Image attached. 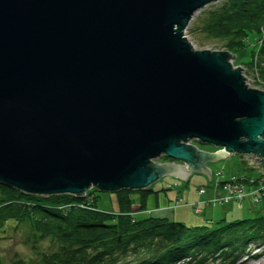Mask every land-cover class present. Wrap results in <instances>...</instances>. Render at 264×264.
Here are the masks:
<instances>
[{
	"label": "water",
	"instance_id": "95a60500",
	"mask_svg": "<svg viewBox=\"0 0 264 264\" xmlns=\"http://www.w3.org/2000/svg\"><path fill=\"white\" fill-rule=\"evenodd\" d=\"M219 1L0 0V182L45 196L151 189L166 174L211 181L206 163L232 153L262 157L264 174V91L235 55L184 37Z\"/></svg>",
	"mask_w": 264,
	"mask_h": 264
},
{
	"label": "trees",
	"instance_id": "16d2710c",
	"mask_svg": "<svg viewBox=\"0 0 264 264\" xmlns=\"http://www.w3.org/2000/svg\"><path fill=\"white\" fill-rule=\"evenodd\" d=\"M199 29L225 40L230 50H244L246 37L264 31V0H226L206 14ZM260 55L264 62V44ZM261 73L264 79V65ZM98 192L94 187L86 196H45L0 182V232L11 221L27 225L35 250L49 239L55 248L40 253L43 264H240L252 242L264 244V217L219 228L188 226L154 217L143 202L134 213L129 189L115 193L119 211H103Z\"/></svg>",
	"mask_w": 264,
	"mask_h": 264
},
{
	"label": "rangeland",
	"instance_id": "374dc122",
	"mask_svg": "<svg viewBox=\"0 0 264 264\" xmlns=\"http://www.w3.org/2000/svg\"><path fill=\"white\" fill-rule=\"evenodd\" d=\"M225 1L220 0L199 10L194 15L184 35L188 37L187 39L192 42L197 51H228L235 55L237 59L232 60L233 65L244 69L243 73L247 78L249 87L264 91V79L261 73L264 62L261 61L260 55L264 44L263 30L260 34L252 33L246 37L244 50H230L227 48L225 40L210 38L199 29L206 14L222 5ZM190 144L208 153H216L222 150L220 147L206 145L196 140L190 142ZM250 156L253 157L251 158L252 160H247L246 156L232 153L217 162H211L209 168L216 175V180L214 179V181H210L205 175L198 173H194L190 180L187 181L166 176L154 182L151 189L131 190L134 200L133 211L134 213L139 212L140 204L143 202L145 209L156 218H172L174 221L188 226L209 225L212 228L223 227L237 221L264 217V176L262 175L263 172H259L262 167H256L259 163H262L260 160L263 158L254 154L248 155V157ZM258 158L259 160H256ZM241 160L247 163L250 161L254 163L243 164ZM154 161L158 163L178 162L165 155ZM250 166L256 168L252 169ZM262 171H264V168ZM235 178L243 179L237 181L238 184H236ZM229 181L231 186L225 187L224 184ZM214 183L220 189L217 191L219 197L229 198L231 202L222 204L209 199L206 200L209 194L206 196L203 194L212 191ZM201 188H204V192L199 194ZM232 188L234 190L233 194H231ZM151 190L154 192H149ZM142 191L147 192L143 193ZM243 191H245V195L240 196ZM98 193L101 194L98 202V207L101 210L107 212L120 210V204L116 200V192L101 191ZM234 195L239 201L235 200L234 197L232 198L233 200L231 199ZM199 202L203 203L200 204ZM29 235L27 225H18L17 227V223L13 221L8 223L4 230L0 232V257L5 264H14L18 261L28 264H43L40 253H47L55 247L47 239L39 242L37 250H35L34 246L28 242ZM247 253L240 261V264H264V244L252 242ZM177 264H187V260L180 261ZM211 264H221V260L212 261Z\"/></svg>",
	"mask_w": 264,
	"mask_h": 264
},
{
	"label": "crops",
	"instance_id": "0c3cea01",
	"mask_svg": "<svg viewBox=\"0 0 264 264\" xmlns=\"http://www.w3.org/2000/svg\"><path fill=\"white\" fill-rule=\"evenodd\" d=\"M220 159H222V158H220ZM220 159H218V160H220ZM218 160H216V162H217ZM211 162H213V161H208V162L206 163V166H207V167H210V163H211ZM214 162H215V161H214ZM184 172H185V171H184ZM212 172H213V171H212ZM198 174H200V173H198ZM202 174L205 175V176L208 178L207 174H204V173H202ZM166 176H170V177H173V178L178 179V177L173 176V175H170V174H166V175L163 176L162 178H164V177H166ZM191 177H192V175L189 176L188 180H190ZM215 177H216V175L213 173V175H212V180H211V181H214ZM162 178H161V179H162ZM215 180H216V179H215ZM221 189H222V188H221ZM218 190H220L219 187L214 183L213 186H212V191H210L211 193H210V192H208V193L206 192L207 194L205 193V194H203V195L206 196V195L209 194V195L207 196L206 200H207V199H209V200H213V198L218 194V193H217ZM203 195H202V196H203ZM171 219H172V218H171Z\"/></svg>",
	"mask_w": 264,
	"mask_h": 264
},
{
	"label": "built area",
	"instance_id": "2783aa9c",
	"mask_svg": "<svg viewBox=\"0 0 264 264\" xmlns=\"http://www.w3.org/2000/svg\"><path fill=\"white\" fill-rule=\"evenodd\" d=\"M240 179H243V178H235L234 179V181H236L235 183L236 184H238V182L237 181H239ZM231 186V182L229 181V182H227V183H225V187H230ZM204 191H203V189L202 190H200V193H203ZM244 192L245 191H243V194L242 195H240V196H244L245 194H244ZM234 193V190H233V188L231 189V194H233ZM238 197H239V195H237ZM226 197H228V196H226ZM235 198V200H237L238 198L234 195V196H232L231 197V199L232 198ZM233 200V199H232ZM215 201H218V202H229V201H231L229 198H226L225 199V197H218ZM237 201H239V200H237Z\"/></svg>",
	"mask_w": 264,
	"mask_h": 264
},
{
	"label": "bare ground",
	"instance_id": "6f19581e",
	"mask_svg": "<svg viewBox=\"0 0 264 264\" xmlns=\"http://www.w3.org/2000/svg\"><path fill=\"white\" fill-rule=\"evenodd\" d=\"M204 8H205V7H204ZM193 17H194V16H193ZM192 19H193V18H192ZM191 21H192V20H191ZM191 21H190V23H191ZM190 23H189V24H190ZM187 28H188V27H187ZM187 28L184 30V34H186L185 31L187 30ZM184 37H186V36L184 35ZM187 38H188V37H187ZM189 42H190V41H189ZM190 43H191V45L193 46L192 42H190ZM193 47H194V46H193ZM194 49H195V47H194ZM201 51H203V50H201ZM254 264H255V263H254ZM257 264H258V263H257Z\"/></svg>",
	"mask_w": 264,
	"mask_h": 264
}]
</instances>
